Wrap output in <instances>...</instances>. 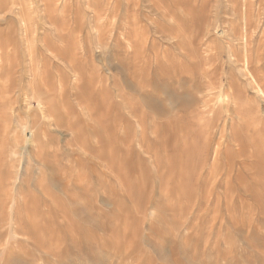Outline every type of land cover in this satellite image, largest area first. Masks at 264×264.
I'll list each match as a JSON object with an SVG mask.
<instances>
[{"label": "rangeland", "instance_id": "obj_1", "mask_svg": "<svg viewBox=\"0 0 264 264\" xmlns=\"http://www.w3.org/2000/svg\"><path fill=\"white\" fill-rule=\"evenodd\" d=\"M0 264H264V0H0Z\"/></svg>", "mask_w": 264, "mask_h": 264}, {"label": "bare ground", "instance_id": "obj_2", "mask_svg": "<svg viewBox=\"0 0 264 264\" xmlns=\"http://www.w3.org/2000/svg\"><path fill=\"white\" fill-rule=\"evenodd\" d=\"M261 91V90H260Z\"/></svg>", "mask_w": 264, "mask_h": 264}]
</instances>
